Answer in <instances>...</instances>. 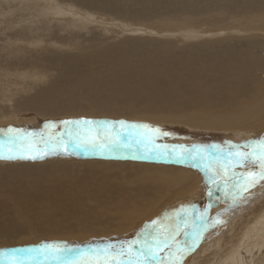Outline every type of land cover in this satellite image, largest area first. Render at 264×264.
I'll list each match as a JSON object with an SVG mask.
<instances>
[{"label":"bare ground","instance_id":"bare-ground-1","mask_svg":"<svg viewBox=\"0 0 264 264\" xmlns=\"http://www.w3.org/2000/svg\"><path fill=\"white\" fill-rule=\"evenodd\" d=\"M31 1H29L28 4H32L33 2ZM43 1L45 3L46 0ZM108 1L109 0H75L78 4L97 5L98 10H102L103 15H106V17L112 18L113 23H120L119 25L122 26L123 31L133 32L134 34L129 33V35L132 36L123 37L124 39H114V34L110 32L111 28L107 29V31L100 28L103 29L102 31H105L104 33H111L113 38L111 39L109 35V37L107 35L104 36V33L101 34V37H97L99 36L98 34L96 37H88L87 31L84 29L86 26V24H84L85 21L82 18L81 21L76 20L75 17L70 15L72 12L71 10L76 12L73 7L72 9L70 8V10L67 8L65 9L58 5V1L57 5H54L50 0H48V2L53 5L48 3L45 4L53 7L52 13L56 12L54 14L48 12L54 15L52 18H56L57 16V20H60L63 19L64 16L65 18L68 16L72 20L69 19L68 21L66 19L67 21H56L54 19L56 23L52 25L53 21L48 19L46 20L48 21L46 24L40 22L35 25L38 23L36 22L34 24L35 28H33L34 26L30 27L32 29L29 27H22L19 29L17 28L18 30H12L13 28H11L10 30L12 31H8L9 29L7 28L6 31L11 32L12 35L14 34V37L19 36L20 38L18 39L28 38L31 40L33 36L36 35L51 41L53 45L58 44L63 48L66 47V49L60 50L58 49L59 46H57V52L54 50L48 52L49 45L51 44L50 42L47 46L48 49L45 48V50H47L46 52L44 49V51H42V49L37 51L35 47L34 50H36V54L32 52L34 55L28 59L30 63L31 60H33L35 63L43 64L44 66L42 67L50 66L52 67H49L50 70H55L52 71V73H57L55 80L58 85L50 90L48 89L49 91L45 89L44 91L43 89L42 91H37L38 86H44L42 82L41 84L36 83L34 86L28 85V87L26 86L25 88L21 87L23 90L20 91L19 86L22 85L20 81L25 80H22L23 78H21L19 74L15 75L12 71L14 75L9 74V72L2 73L3 75L7 74V76H14L12 78L14 91L13 86L9 84L12 87L10 91L12 90L13 92L9 93H12L14 96L19 93L18 96H15L16 102L14 104L12 103L16 110H23L25 112L26 109H29L34 112L36 111L38 115L43 117L51 114L62 115V113H68L71 115H106L108 117L112 115L111 117H124L127 119L140 118L158 123H162V121L177 124L182 123L191 128L237 130V133L234 131L236 135L240 133L239 129L242 128L246 130L247 128L250 130L254 129L257 131L258 129H264V0H243L247 4L241 1L238 6L233 4L236 1L232 0L231 3L227 2L229 7H226L225 0H223L222 4H220V0H217V5L212 7L208 6L210 4L207 0H201L202 3L198 6L206 4L202 12L200 11L197 14L188 15L186 11L182 12V10V13L175 14V12H171V14L168 12L171 15L167 14L165 16L161 15L160 12L159 14L151 13L148 10L150 6L144 1L114 0V3ZM179 1L181 2V0ZM24 5L26 7L30 6H27L25 3ZM24 5L22 6L24 7ZM48 5H46V7H48ZM170 6V11L177 8L175 4L174 6L170 4ZM181 6L184 7V4ZM32 7L34 8L35 6L32 4ZM143 7L147 9H143ZM33 8H31V10ZM14 9L13 11H16V9ZM47 9L44 8V11ZM228 9L232 10V12H229L230 10L228 11ZM20 10L23 12V9ZM85 11L87 10L85 9ZM131 11H135V14ZM38 13H40V11ZM94 13L100 16V13L96 11ZM7 14L8 13H6V15ZM83 14V17H89L88 14ZM35 15L39 16L37 13ZM89 15L91 14L89 13ZM45 17L44 20L47 19L48 14ZM28 20H26L27 23H25L27 26L28 23L31 25V20ZM41 20L43 21V18ZM5 21L8 22L7 20ZM5 21H3V23ZM23 23L24 21L21 22V26L24 25ZM5 24L6 27L8 24ZM114 25L116 26V24L112 26ZM18 26L17 24V27ZM233 26H239L245 33L239 35L241 37L234 36L233 34L218 40L212 39L211 41L213 42L209 40L203 41V38L202 41H199L201 37L207 36V34L211 35L207 33L209 30L223 31ZM5 27L2 24V28L4 29ZM99 30H97V33H99ZM162 31L167 32L166 34L180 31L183 36L193 33L192 35H196L197 37L191 40H179L177 37L172 39L169 35H165L159 39L143 35V33L147 32V34L152 33L151 35H158L159 32L163 33ZM197 31H202L204 34ZM194 32L198 35L194 34ZM205 33L207 34L205 35ZM210 33L212 32L210 31ZM23 39H21V42H24ZM3 40H5V38ZM33 40L36 41V39ZM53 40H57L58 42H53ZM21 42L19 40L17 41V43ZM30 42L33 43L32 40ZM12 44L15 45L14 41L13 43L10 42L4 45L5 50H10L9 52H11L10 48L16 47L11 46ZM44 44L45 43H43V45ZM9 45L11 47H9ZM17 46L20 47V44H17ZM27 46H30L29 43ZM39 46L37 48H39ZM19 47L17 49H19ZM22 47L23 46H21V48ZM26 48H23V50L27 51ZM7 51L6 53H8ZM30 51L31 50L27 52L30 54ZM53 52H56V54ZM47 53L50 54L48 55ZM24 57H16L19 59L16 62H26L27 58L25 60ZM6 59H8V56L3 61L2 59L0 61L8 65L7 61L10 60ZM10 65L11 63L9 66ZM30 65H32V63ZM16 66L14 68H19L18 65ZM34 67L35 64L33 63V66L29 67V71L30 75H33L32 78L34 77L35 79L38 77L34 76L37 72V69ZM46 70L47 69H45V72ZM25 73H27V71ZM2 74L1 76H3ZM37 74H39L40 78L37 79L38 81L41 80V78L47 81V83H49L50 80L55 81L51 73H49V75H44V72H39ZM26 75L27 74H25V79L28 77H26ZM3 78H5V76H3ZM7 78L9 79V77ZM14 78L19 82H14ZM6 79L0 80L4 82ZM7 83H9V80ZM0 84H2L1 81ZM3 85L0 86V99L2 100H4L7 95L5 92V87L7 86ZM50 91H52L53 94ZM11 95L8 94L7 98ZM59 97L64 98V100L66 99V103H71L67 104V106L69 105L68 107H65L66 112H59L58 106L53 107L54 103L59 101ZM67 99L70 101L67 102ZM1 102L3 103V101ZM5 103L8 102L6 101ZM73 103H77L78 107L72 106ZM82 103L85 107H80L79 109V105ZM60 104L62 105V102ZM4 109L0 110V115L4 113ZM2 116H5L3 117L4 119L12 118V116H9V113ZM248 131L243 130L241 132L249 134ZM138 160L142 159L138 158ZM132 163L104 160L87 161L84 163L52 162L31 168L36 173L47 169V174L52 181L55 180L53 178V176L55 177L53 173L59 167H70L71 169H76L78 172H86L92 175H97L100 172L107 175L113 171L112 174L119 173L122 175L123 172L128 171V166H138L142 169L128 171L130 174L133 173L137 178L132 185L101 188L96 194L78 191L74 185V183L77 182L76 178H72L69 184L55 182L56 188L48 186L42 191L31 193L30 195L37 199L36 202L34 201L36 210H45V212H48L46 215H32V211H28L30 209L28 198H13L10 201L12 211L9 209H2L3 211H0V248L2 249V247L7 246L6 241L13 238L15 239L16 234L22 229L19 227V230H17L18 227L15 226L17 223L12 220L13 214H15L18 220L20 219L22 223H24L23 232H25V236H23L22 239L14 241L16 244H23L24 242L30 241V236L33 234L36 235V230H40L39 232L37 231L38 239L44 236L42 239L49 241H67L71 239L86 241L89 237H102L104 235L107 237V235H114L133 229L135 225H139L138 222H141V220L145 218L148 220V217L154 214L153 212L157 209V205H162L168 197L173 196V193L179 194L192 186L193 188L196 186L199 187L198 185L205 180L203 179V181H201L202 178L200 174L185 167L172 169L171 166L168 165L157 166L156 164L150 163ZM109 167L110 169H107ZM8 175L9 174H5V176ZM202 177L204 178V176ZM84 195H89L88 198L93 197L95 201H91L89 204L86 203L87 200L84 202ZM0 198L6 199L4 196H0ZM85 199H87V197ZM248 201L244 199V201L240 202L243 203V205H241L242 208L236 209L233 205L230 206L227 211L222 212L221 216L219 214L220 217L218 220H220V224L224 218H229V216H231L229 211L232 210V212L239 213V211L248 210L245 207V203ZM1 202L4 201L1 200ZM25 206L27 207L24 208ZM251 210L252 211L248 210L245 212L247 215L244 219L241 218V222H243L242 224L238 223V226H240V228H238L239 230L237 229L238 231H235L236 233H232L228 236L227 244L232 243V245L229 251H226L225 259L220 260L221 264H229V262L233 264L235 259L238 264H240L239 261H241V257L238 252L239 248H242L245 253L248 252V254H251L253 248L263 246L264 209L261 208L259 212L252 208ZM216 218L215 220H217ZM83 219H85L86 222ZM236 222L238 221L236 220ZM236 222L234 221L231 226L229 224L232 231H234L232 227ZM112 225H114V227L110 229L109 226L111 227ZM222 241L223 237L219 236L214 243L210 242V244L208 243L207 245L221 244ZM224 242L226 241L224 240ZM11 245L14 244L11 243ZM224 249L225 248H223V251ZM261 256L259 260L257 258L253 259L255 262L251 264H262L264 255Z\"/></svg>","mask_w":264,"mask_h":264},{"label":"rangeland","instance_id":"rangeland-1","mask_svg":"<svg viewBox=\"0 0 264 264\" xmlns=\"http://www.w3.org/2000/svg\"><path fill=\"white\" fill-rule=\"evenodd\" d=\"M29 1H31V0H29ZM29 1H27V0H23V1L22 0H0V11H1L0 12V31H1L0 32V35H1L0 36V45H1L0 47H1V49H3V50L0 49L1 50L0 53L5 52V53H3L4 55L2 53L0 54V56L3 55V56H1L0 60L2 59V61H3L7 56H8V59H6V60H10V61H7L8 65H6L5 63L3 64V62L0 61V76L2 73H7V72H9V74H11V75L13 73L15 75L19 74L21 76V78H23L22 80H25V81H20V83L22 84V85L20 84L21 86H19L20 89L18 88L20 91L23 90L22 88H25L26 86L28 87V85L34 86V84H36V83L41 84V82L44 83V86H38L37 91H40V90L42 91V89H43V91H44V89L49 91L54 86L58 85L57 81L55 80L57 73H52V71H55L54 69L50 70V68H52V67H50V66H49L50 68L49 67H42V66H44L43 64L35 63L33 60H31L32 65H30L31 63L28 60L30 57H32V55L36 54V52H35L36 50L38 51V50L42 49V51H44L45 48L48 49L47 46L50 44L51 41L46 40L42 36L39 37V36L34 35L33 39H36V41L31 39L33 41V43L30 42L31 40H29L28 38H25V39L21 38L24 40V42H21L22 40L18 39V38H20L19 36L14 37L13 36L14 34L12 35L11 32H8V31H12V30H18L19 28H22V27H29L30 28V27L34 26L33 28H35V25L39 24L40 22L41 23L43 22V24L44 23L46 24V22H48L46 20H48V19L50 21H53L52 25H54L56 23L55 20L56 21H61V20H64V21L68 20L69 21V19L72 20L68 16H66V18L64 16L63 19H60V20H57L58 18L56 15H55L56 18H52V16H54L52 14H54L56 12L52 13L51 11H52L53 7L49 6L48 4L57 5V1H58V5H60L62 8H65V9L67 8L70 10V8L72 9V7H73L76 12H73L74 10H71L72 12L70 13V15L75 17L76 20L81 21V18H82L85 21L84 24H86V26L84 29L87 31L88 37H94V36L96 37L97 34L99 35L97 37H101L102 36L101 34H103L105 31H107V29H110V28H111L110 32L112 34H114V39H120V38L124 39L123 37L132 36V35H129V33L134 34L133 32L127 31L128 32L127 33L125 31H123L122 26L119 25L120 23H113L112 18L110 19V18H108V16L106 17V15H103L102 10L101 11L98 10L97 5L92 6L89 4H81V3L78 4L75 2V0H69V1L68 0H56V1L50 0V2L53 4L48 2V0H46L47 2L45 1V3H48V4H45L43 0H40V1L39 0H32L31 2H33L32 3L33 6L37 7V8L34 7L35 8V10H34V8L32 7V4L31 3L28 4ZM123 1H126V0H123ZM140 1H144L146 4H148L150 6L148 8V10L151 13L159 14V12H160L161 15H163V16L170 14L171 12L172 13L175 12V14H179V13H182L184 11H186L188 13V15L197 14L200 11L202 12V9L206 5V4L205 5L203 4L202 6H198L202 3L203 0L202 1L201 0H181V2L179 0H169V1L168 0H156V1L155 0H140ZM207 1L210 4V5H208V3H207V5L209 7L217 5V0H207ZM220 1H221L220 4H222L223 0H220ZM235 1L236 2L233 4L238 6L241 3V1H243V0H235ZM70 2L73 5H75L76 7L73 6ZM89 2H91V1H89ZM108 2L114 3L115 1L109 0ZM224 2L226 3V7H229L227 2L231 3L232 0H225ZM24 3L27 4V6L30 5L31 7L30 6H28L29 8L26 7L24 5ZM91 3H95V2H91ZM243 3L247 4L245 1H243ZM170 4H172V6H174V4H175V6L177 8L175 7L176 9L170 11V8H169V7H171ZM182 4H184V7L181 6ZM20 5L21 6L24 5V7L23 6L21 7ZM46 5H48V7H46ZM79 6H80V8H79ZM14 8L15 9L17 8L18 10L16 9V11H13ZM31 8H33V9L31 10ZM44 8H46V9L48 8L47 9L48 11L47 10L44 11ZM77 8H79V9H77ZM84 8L87 11H85ZM217 8H219V7H217ZM20 9H23V12H21L22 10H20ZM143 9H147V8L143 7ZM229 10L230 9H228V11ZM5 11H7V12H5ZM39 11H40L41 15H40V13H38ZM95 11L100 13V16L101 15L102 16L101 17L97 16V14L94 13ZM135 11H131V12L135 14ZM141 11H142V9H141ZM48 12H51L52 14H49ZM168 12H170V13H168ZM229 12H232V10H230ZM6 13H8V14L6 15ZM17 13H18V15H17ZM36 13L39 14V16L38 15L36 16L35 15ZM45 13L48 14V17H47V19L44 20V18H46L45 16L47 15ZM66 13H67V11H66ZM83 13L88 14L89 17H87V18L83 17L84 16ZM89 13L91 15H89ZM22 15H24V16H22ZM28 17H29V20H28ZM42 18H43V21L41 20ZM228 18H230V17H228ZM3 19L7 20L8 22H6ZM21 20L24 21V23H23L24 25L22 24L23 26H21V22H22ZM26 20H28V21L31 20V25H29V23H28V26H27V24H25V23H27ZM3 21H5V22L3 23ZM95 21H97V22H95ZM36 22H38V23H36ZM5 23L8 24L6 27H5V25H6ZM89 23H90V25H89ZM2 24L4 25V27L6 29L2 28ZM17 24L21 27H19V26L17 27ZM113 24H116V26L115 25L112 26ZM117 25H118V27H117ZM88 26H89V28H88ZM7 28L9 29L8 31H6ZM11 28H13V29L10 30ZM100 28H103L105 31H102L103 29H100ZM116 28H118V29H116ZM30 29H32V28H30ZM96 29L97 30L100 29L98 31L99 33H97ZM85 30H82V31H85ZM210 31L212 33H210ZM223 31L209 30V32H207V33H209L211 35H208L207 33H205V35L207 34V36L201 37L199 39V41H202V38H203V41H207V40L211 41L212 39L218 40V39H221L225 36H231L233 34H234V36H239V35H243L242 33H245L242 31V29L239 28V26L238 27L233 26V27L228 28V29L223 30ZM175 32L174 33L172 32L173 34L172 33L166 34L167 32H163V33L159 32L158 35L157 34L151 35L152 33L147 34L148 33L147 32V33H143V35H145L146 37H151V38H156V39H159L160 37H163L165 35H169V37H171L172 39H175L177 37L179 40H181V39L182 40H191L194 37H197L196 35H192L193 33L191 35L183 36V34L180 31L179 32L181 34L178 31H175ZM197 32L204 34V32H202V31L201 32L197 31ZM220 32H223V33H220ZM110 34L104 33L103 35L104 36L109 35L110 38L112 39L113 38L112 34L111 35ZM194 34H197V33L194 32ZM6 35H8V36H6ZM143 35H141V36H143ZM244 35H246V34H244ZM138 36H140V35H138ZM3 37L5 38V40H3L4 39ZM9 37H12V38H9ZM29 37L32 38L31 36H29ZM239 37H241V36H239ZM239 37H234V38H239ZM6 38H7V40H6ZM17 39L21 43H17V41H18ZM8 40H9V42H8ZM2 41L6 42V43H4ZM13 41H14V44L15 43L20 44V47L17 46V44H15V45L12 44L11 46H16V47L12 48L9 45V47H11L10 48L11 52H9L10 50H8V51L5 50L4 45L9 44L10 42L13 43ZM53 42H58V41L53 40ZM211 42H213V41H211ZM24 43H26V44H24ZM28 43L30 45L29 47L27 46ZM43 43H45V44L43 45ZM21 46H23V47L21 48ZM38 46H39V48H37ZM57 46H59L58 49H60V50L66 49V47L63 48L61 45H58V44L53 45V43L51 42V44L49 45L48 52L49 51L52 52L53 50L56 51ZM9 47H8V49H9ZM18 47H19V49H17ZM26 47H28V48H26ZM61 47H62V49H61ZM23 48L24 49L26 48L28 52H29V50H31L30 51L31 55L26 50H23ZM29 48H32V49H29ZM34 48L36 50H34ZM6 49H7V47H6ZM20 49H21V51H20ZM16 50H18V51H16ZM6 51L8 53H6ZM46 51L47 50H45V52ZM23 52H24V54H23ZM56 52H53V53L56 54ZM6 54H8V55H6ZM47 54L49 55L50 53H47ZM24 55H25V57H24ZM16 57L17 58L18 57L19 58L24 57L25 60L27 58V61L18 63L16 61L19 59H17ZM9 58H11V59H9ZM14 59H15V61H14ZM13 61H14V63H13ZM10 63H11V65L9 66ZM33 63L35 64L34 68L37 69V72H36L37 76L34 74L35 77L39 78V74H37L39 72H44V75H49V73H51V76H53L55 81L50 80L49 83H47V81H45L43 78H41V80H39V81L37 80L38 78H35V79H34V77L32 78L33 75H30V71H29L30 68L29 67H32ZM16 65H18L19 68H14ZM26 67H28V68H26ZM45 69H47L46 72H45ZM3 71H6V72H3ZM26 71H27V73H25ZM25 74H27L26 77L28 76L26 79H25ZM11 75L7 76V74H4L3 76H5V78H3V76H1V78H0L3 80V79H6L7 77H9V79L7 78L4 82L2 80H0L2 82V84H0V86H2L3 84H4L3 86H7V87H5L6 88L5 92L7 95L8 94L11 95L13 93L12 90L10 91V89H12V87H11V85L13 83L12 78L14 76L11 77ZM23 75H24V77H23ZM28 78H30V79H28ZM8 80H9V83H7ZM13 80H14V82H17V83L19 82L15 78ZM19 80H21V79H19ZM31 81L34 83H32ZM29 82H30V84H29ZM5 83H6V85H5ZM25 83H27V84H25ZM7 84L8 85L11 84V85H9L10 87ZM23 84H25V85H23ZM12 86H13V91H14V84ZM9 92H12V93H9ZM50 92L53 94L52 91H50ZM18 94H16V95L18 96ZM7 95H6L5 99L3 98L4 100L0 99V107L2 109L5 108L3 110L4 113L2 115L9 113V116H12V118H9L10 119L9 120V119H4L3 117H5V116L0 115V118H1L0 119V145L3 146V148L0 150H3L5 153H7V146H8V142L6 141V137H5V132L8 128L22 129L25 133H27V132L34 133L35 134L34 137H32L30 139H32L34 143L39 142L37 146L43 151L45 149V145L43 142H40L41 136L43 137V140H48L51 138L55 142V141H58L61 139H64V140L68 139L67 130L69 128H72V129L77 130V131L79 130V129H76L75 126H66L64 123H62L63 121H76V120H82L83 119V120H92V121H112V122H114V124L112 126H108V125H104V126L92 125L91 126L93 129H97V130L100 129L101 127L104 128V131L107 133V136L110 138L111 150L105 149L103 151H99V150H96L93 148H89L88 150L79 149V150L74 151L73 149L69 148L68 152L65 153L63 148H60L58 151L51 153L49 155L43 156L42 158H40V157H38L36 159L16 158V159H11V160L0 159V196L6 197V199L0 198V208H1L0 211L2 209L11 210L10 201L13 198L18 197L19 199L28 198V201L30 202V209L28 211H30V212L32 211L31 212L32 215H34V214L35 215H46L48 213L47 211L45 212V210H42V209L36 210V206L34 204V201L36 202L37 199L33 198L32 195H30L31 193H33V192L37 193V191H42L44 188H46L48 186H51L52 188L53 187L56 188L55 182H64V183L69 184V182L71 181L72 178H76L77 182H75L74 185L76 186L75 188H77L78 191H81V192L86 191V192H90L92 194H96L99 190H101V188H115L117 186L132 185V183H134L137 178H136V176H134L133 173L130 174V172H128V171L134 170V169H137V170L142 169L141 167H138V166H132V167L128 166V168H127L128 171L123 172L122 175H120L119 173L112 174L114 171L107 174V175L103 174L102 172H100L97 175H92V174H89L86 172H84V173L78 172L76 169H71L70 167H68V168L59 167L53 173V175H55V177L53 176V178L55 179L54 181H52L51 178H49V176L47 174V172H48L47 169H44L42 172H37V173L33 169H31V168L37 167L38 165L52 163V162L84 163L87 161L104 160V161H111V162L117 161V162H129V163L136 162V163H144V164L150 163V164H156L157 166L158 165H163V166L168 165V166H171L172 169H175L177 167L178 168H180V167L189 168L193 172L196 171L195 173L200 174V176L202 178L201 181H203V179H205V180L203 181V183L201 182L198 185L199 187L196 186L193 188V186H192L189 189H185V191L180 192L179 194L173 193V196L168 197L162 205H160V206L157 205V209H155V211L153 212L154 214H151L148 217V220H146L147 218L143 219L144 221L141 220V222H138L139 225H135L133 229L127 230L128 232L124 231L125 233L121 232V233L114 234V235H107V237L105 235L102 237H89V238H87L86 241L74 240V239L67 240V241H65V240L49 241L46 239H42V238H44V236L38 239L37 231L39 232L40 230H36L35 231L36 235L33 234L32 236H30V241L24 242L23 244H16V243H14V241L22 239V237L25 236V232H23L24 223H22V221L20 219L18 220V218L15 216V214H13L12 220L15 223H17V225H15L18 227L17 230H19V227H21L22 229L20 228L21 230L18 233L16 232L17 234L15 236L16 237L15 239L14 238L9 239L10 242H9V240L6 241L7 246L2 247V249L0 248V264H7V261L9 259H11V254H14L15 256H19L21 259H23L24 264H65V261H67L69 259V257L67 255L60 253L58 248H56V247L45 248L44 247L45 245H53V246L67 245L69 247H72L74 249V251L72 253V257H71L73 260V264H107V262L113 260V256L108 255L107 257H105L104 255L94 253L92 251L93 248L102 249L103 246L107 245V244L119 245L120 242L132 241L134 239H137L138 236L140 235V233L142 232V230L144 229L145 225L146 224L151 225V222L154 220L157 221V224L153 226L156 229V231H154L152 233L153 236H155L157 234V232H159L161 235H163L165 229L171 228V230L174 233H176V235H175L176 240H187L189 238L185 237L183 235L185 228L187 227L189 230H191L192 219L196 218L199 213L204 212V209L206 207L208 209L206 215L209 218V220L212 221V223L208 227L209 229L207 228L203 232V235L200 238L198 244L195 246V248L183 258L181 264H215L216 262H217L216 264H221L220 260L225 259L226 251H229V249L232 245V243L227 244L228 238H229L228 236L232 233H236L239 230L238 228H240V226H238L239 225L238 223L242 224L243 221L241 222V218L244 219L245 216L247 215V213H245V212H247L248 210L252 211L251 208L253 210H258V212L260 211L261 208L264 209V206H263L264 205V181H260L255 187L251 188L249 192L243 193V198L239 199L235 203H233V201L230 198L224 197L223 192L219 191L216 188L215 184H209L208 183L207 176L205 175L204 171L198 166L200 163L199 160H197L196 162H193L191 160H179V159L174 158L172 155L165 156L161 153H158L157 151H153L152 153L145 155L143 146L138 145L136 143V140L138 138H141L142 135H146L147 130L143 129V128H138V129L125 128V127H122L118 122L123 121V122H125L126 125H132V124L148 125L150 128H153V129L159 128L162 132L170 133V135H168V136H159V138L156 140V144H159V145H169V146L182 145L185 148H191L192 145L205 146L209 149V152L205 153V155L208 156V160H206L205 163H213L214 167L217 166L223 158L213 159V157L210 154L212 145H219L221 147H225L229 144L245 145L250 140L259 139L261 137H264V129H258V131H257L254 129L250 130L247 128V130H246V129L242 128L244 131L250 130V131H248L249 134H244L243 132H241L243 130L239 129L240 133L238 135H236L234 133L235 130H229V129L219 130V129H213V128H210V129L191 128V127H188L186 125H183L182 123L177 124V123L165 122V121H162V123H158V122H154V121H151L148 119H140V118L139 119H137V118L127 119L124 117H111L112 115H110L108 117L106 115L93 116V115H89V114H83V115H81V114L73 115L72 114L71 115L68 113L67 114L62 113V115L61 114L60 115L54 114L55 115L54 116L53 114H51V115L43 117L41 115H38L36 113V111L34 112L32 110H29V109H26L25 112L23 110H16L14 108V105H13L16 102V100H15L16 95L14 96L12 94L13 96L12 95L10 97L8 96V98H7ZM6 99H8V100H6ZM58 99H59V101H57V103H54L53 107L58 106L59 107L58 111L64 112L67 104H71V103H66V99L64 100V98H61V97H59ZM1 101H3V103ZM6 101L8 103H5ZM69 101L70 100L67 99V102H69ZM61 102H62L63 106L60 104ZM72 106L78 107V104L73 103ZM80 107L81 108L85 107V105H83V103H82L81 105H79V109H80ZM1 108H0V110H2ZM113 128H114V131H113ZM85 131H86V129H85ZM235 132L237 133L238 131L236 130ZM89 135H95V132L89 133ZM102 135H103V133H102ZM245 135H247V136H245ZM111 138H114L116 140L115 144H111ZM14 147L19 148V147H21V145L17 144ZM256 147L258 148V146H256ZM241 150L242 151H249L251 149L243 148ZM169 152H171V147L169 148ZM26 155H27V153H26ZM138 158H140L142 160H138ZM143 160H145V161H143ZM112 166H114V165H112ZM9 168H11V169H9ZM107 169H110V167ZM234 170L237 172H240V171H244L245 169L236 168ZM5 174H9V175L5 176ZM221 175H223V173ZM202 176H204V178ZM123 177H124V179H123ZM208 188L212 189L213 195L211 197H209L207 194ZM175 194H177V195H175ZM88 196H85V198L87 197V199L84 198V202H86L85 200H87L86 203L89 204L91 201H95V199L93 197H89L90 198L89 199ZM244 199L247 201L249 200L248 202L245 203L246 204L245 207L248 210L239 211V213L232 212V210H231V211H229L231 216H229V218L226 217L223 219L225 222L223 220L221 221V224H220V222L219 223L215 222L216 221L215 218L217 217L216 219H219L222 212L227 211L230 208V206L234 205L233 207L236 209L242 208L241 205H243V203H240V202L244 201ZM1 200H3L4 202H1ZM82 200H83V198H82ZM240 200H242V201H240ZM1 204L4 206H2ZM27 206H25L24 208H26ZM183 208H187L188 212H189V219H188L187 224L183 221L178 220V217L185 215ZM234 211H236V210H234ZM219 214H220V216H219ZM240 215H243V216H240ZM83 220L86 222L85 219H83ZM236 220L238 222H236ZM234 221L236 223L232 227V229L234 230V231H232L230 226ZM177 223H179L178 232H177ZM229 224H230V226H229ZM113 227H114V225H112L111 227L109 226L110 229H112ZM39 228H42V227H39ZM26 230H29V229H26ZM132 231H134V232H132ZM221 234H222V236H221ZM219 236L223 237V241L221 244L207 245L208 243L210 244V242L214 243V241ZM224 240L226 242H224ZM6 242H5V244H6ZM11 243L14 245H11ZM262 245L263 246H261V247L253 248L251 254H248V252L245 253V251L242 248H239L238 252H239L240 257H241V261H239V263L240 264H251V263L255 262V260H253L255 258H257L259 260L260 257H262L261 255H264L263 254L264 253V243ZM125 247H128V245H125ZM226 247H227V249H226ZM135 248H136V251H139L140 245H136ZM223 248H225L224 251H223ZM27 249H32V251L31 252L25 251ZM221 253L224 255V257ZM157 255L159 257L163 258V260H165L167 258V255H168V249H164V248L160 249L159 252L157 253ZM122 259H127V257L126 256L122 257ZM140 259H143V257L141 256ZM230 263L231 262H229V264ZM236 263L238 264V262L235 259L233 264H236ZM262 264H264V261L262 262Z\"/></svg>","mask_w":264,"mask_h":264},{"label":"snow or ice","instance_id":"snow-or-ice-1","mask_svg":"<svg viewBox=\"0 0 264 264\" xmlns=\"http://www.w3.org/2000/svg\"><path fill=\"white\" fill-rule=\"evenodd\" d=\"M66 126H75L77 130L69 128L67 130L68 139L53 141L51 138L41 141L45 145L42 151L37 145L39 142L34 143L32 137L34 133H25L22 129L8 128L5 132L6 141L8 142L7 153L0 150V159H16L27 158L36 159L38 157L49 155L63 148L65 153L71 148L74 151L79 149L88 150L93 148L99 151L105 149L111 150L110 138L104 131V128L93 129L92 125H108L112 126V121H92V120H76V121H63ZM122 127L138 129L143 128L147 130L146 135L136 140L138 145H142L144 154L148 155L153 151H157L165 156L172 155L179 160H191L196 162L200 161L199 167L204 171L207 176L209 184H215L216 188L223 192L225 198H230L233 203L243 198V193L249 192L251 188L255 187L260 181H264V137L253 139L245 145L229 144L225 147L219 145L211 146V156L213 159L223 158L220 163L214 167L213 163H205L208 156L205 153L209 149L205 146L192 145L191 148H185L182 145H159L156 140L159 136H168L170 133L162 132L159 128L153 129L148 125H126L125 122H118ZM86 129V131H85ZM114 131V128H113ZM95 132V135L89 133ZM103 133V135H102ZM119 135V134H118ZM131 135V134H130ZM116 140L111 138V144H115ZM20 144L21 147L16 148L15 145ZM258 146V148L256 147ZM171 147V152L169 148ZM3 146L0 145V149ZM251 149L249 151H242L241 149ZM27 153V155H26ZM241 168L245 171L237 172L234 169ZM223 173V175H221ZM207 194L209 197L213 195L212 189L208 188ZM190 207V206H189ZM207 207L204 212L198 214L196 218L192 219V228L189 230L187 227L183 235L188 237V240H176L175 235L171 228L165 229L163 235L159 232L155 236L152 235L156 229L153 227L157 221H152L151 225L146 224L137 239L132 241L120 242L119 245L107 244L102 249L93 248L94 253L113 256V260L107 264H164L163 258L159 257L157 253L160 249H168L167 264H181L183 258L191 252L198 244L203 232L211 225L212 221L207 217ZM184 216L178 217L179 221L187 224L189 219V212L187 208H183ZM198 221V222H197ZM215 222L219 223L217 219ZM179 223H177V232ZM128 245V247H125ZM140 245V250L136 251L135 246ZM45 248L56 247L59 252L69 257L65 264H73L72 253L74 249L67 245H45ZM25 251L31 252L32 249ZM127 259H122V257ZM143 259H140V257ZM7 264H24L23 259L19 256L11 254V259Z\"/></svg>","mask_w":264,"mask_h":264},{"label":"water","instance_id":"water-1","mask_svg":"<svg viewBox=\"0 0 264 264\" xmlns=\"http://www.w3.org/2000/svg\"><path fill=\"white\" fill-rule=\"evenodd\" d=\"M188 240V239H187ZM169 257L167 255V258L164 260V264H167V261H168Z\"/></svg>","mask_w":264,"mask_h":264}]
</instances>
